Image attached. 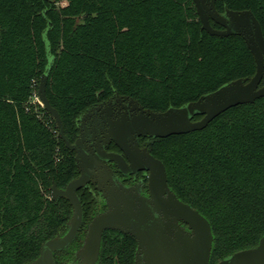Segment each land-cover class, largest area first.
Masks as SVG:
<instances>
[{
    "label": "trees",
    "instance_id": "trees-1",
    "mask_svg": "<svg viewBox=\"0 0 264 264\" xmlns=\"http://www.w3.org/2000/svg\"><path fill=\"white\" fill-rule=\"evenodd\" d=\"M224 4L251 9L264 32V0H220L218 7ZM46 39L53 55L47 95L69 134L114 94L164 111L256 72L241 35L201 29L194 0H0V264L34 259L46 239L65 231L72 212L68 200L48 194L54 181L64 186L76 175L74 157L33 101L48 63ZM151 150L164 161L171 189L210 221L212 263L258 243L264 96L203 129L159 137ZM135 248L132 235L108 230L100 261L134 264Z\"/></svg>",
    "mask_w": 264,
    "mask_h": 264
},
{
    "label": "water",
    "instance_id": "water-1",
    "mask_svg": "<svg viewBox=\"0 0 264 264\" xmlns=\"http://www.w3.org/2000/svg\"><path fill=\"white\" fill-rule=\"evenodd\" d=\"M215 2L195 0L203 29L219 36L242 35L253 53L256 72L249 78L240 77L225 82L180 106H170L164 111L148 110L112 125L108 137L122 147L132 167L150 171V196H141L122 185L105 193L109 209L92 220L84 244L76 253L81 261L75 264L96 263L102 234L107 228L119 229L136 238L135 264H264V234L256 245L238 249L212 263L214 234L210 221L197 208L177 196L169 187L164 162L147 149H141L136 138L139 135L167 137L200 130L227 109L255 102L264 96V84L261 85L264 76V32L259 19L251 9L226 8L221 13L216 9ZM211 17L224 28H214L210 23ZM46 84L47 78H43L39 97L57 120L59 135L70 145L61 115L46 95ZM199 115L201 118L195 119ZM104 156L117 161L123 171H132L125 168L129 165L121 155L106 153ZM77 160L82 169L81 175L71 180L66 188H58L56 184L52 187L55 198L65 197L72 204L73 216L69 227L64 234L47 239L41 246L39 257L28 264H56L54 252L70 244L80 228L83 207L77 190L95 174V166L83 163L87 162L85 153H79Z\"/></svg>",
    "mask_w": 264,
    "mask_h": 264
},
{
    "label": "flooded vegetation",
    "instance_id": "flooded-vegetation-1",
    "mask_svg": "<svg viewBox=\"0 0 264 264\" xmlns=\"http://www.w3.org/2000/svg\"><path fill=\"white\" fill-rule=\"evenodd\" d=\"M219 1L220 0H216L215 2L216 9L219 12L221 13L225 12L226 8L234 9V8H230L227 4H224L222 8H219L218 7ZM63 3L66 4V1H64ZM194 4L197 9L195 0H194ZM234 10H242V9H234ZM197 14H198L199 20L201 21L199 13H198V9H197ZM210 23L214 28H217V29L224 28L221 24L216 22L212 17L210 18ZM202 26L203 25L201 21V29L207 31L206 29H203ZM211 35H214V34H211ZM232 35H239V34H232ZM216 36H219V35H216ZM46 42H48L47 39H46ZM47 52H48L47 53L48 63L46 65L45 71L40 77L39 82L35 81V84L38 85V87L34 91V98H37V100L35 99L33 100L35 103H39L43 108L45 107L43 106L41 99L39 97V87H40V83L43 78H47V82H48V76H49V72L52 67V62H53V55L50 52L49 48L47 49ZM50 59H51V62H50ZM49 64L50 66L48 67ZM261 85H263L262 82H261ZM46 95H47V84H46ZM45 110L48 112V114L50 115V117L55 123L56 132H57L58 137L62 139L66 148L69 150L71 155L74 157V161H75L76 168H77L76 175L73 178H71L64 186H59L57 182L54 181L53 184L50 186V193L48 194V197L55 201H58L60 199L68 200L67 198L61 197V196L55 198L53 196L52 187L54 184H56L58 188H66L67 184L71 180L81 175L82 169L77 160V156L79 153L86 154L87 162L83 161L85 165L86 163H88L89 165L95 166L93 170L95 174L90 178V180L86 182L85 185H83L77 190L78 196L80 198V201L83 207V218H82L80 228L75 238L71 241L70 244L54 252V259H55L56 264H75L81 261L80 258H77L76 253L84 244V241H85V238H86V235H87V232H88V229H89V226L92 220L98 214L105 212L109 209V205H108V201H107V197L105 196V193H110L112 192V189L117 188L122 185L124 187L131 188L134 192H138L141 196H144V197L150 196V186H149L150 171L147 169H136L135 170L132 167L131 160L129 159L125 151L122 149V147L114 139L109 138L108 135L110 134V129L112 128V125H115L118 121H121L125 117H132L134 115H140L142 113L144 114L146 113V111L153 110V109L146 107L138 99L134 97L127 96V95H121V94H114L110 99L97 103L96 105L92 106L89 110H87L85 113H83L77 120L76 131L72 134H69L67 132L64 121L62 119L63 124H64V132H65V135L69 139L70 145H68L67 141L59 135V127L57 125V120L52 116V114L46 108ZM196 117L195 119H199ZM136 138H137L139 147L141 149L143 150L147 149L150 153H152L155 157H157L151 150V144L152 142H154L155 139L159 137H153L150 135H139ZM106 153H113L116 155H121L126 160L127 165H129L125 168L127 170H132V171H128V172L123 171L117 161L105 158L104 155ZM87 203H90V206L93 208V210H95L91 214L86 213L85 205ZM69 204L71 205L72 212L68 220L65 222L66 229L63 233H60L57 235L64 234L69 227L68 223L73 216V207L70 201H69ZM108 230H113L121 234H129V233L123 232L116 228L105 229L102 234L100 254L95 264H103V262L100 261L101 252H102L103 236H104V233ZM78 236H81L80 242L78 240H77L78 242H75ZM136 249H137V240H136V248L134 252L135 253L134 254V264H135ZM40 251H41V247H40ZM40 251H39L38 256L26 262L25 264H28L34 261L36 258H38L40 255ZM114 264H117V263H114Z\"/></svg>",
    "mask_w": 264,
    "mask_h": 264
},
{
    "label": "rangeland",
    "instance_id": "rangeland-1",
    "mask_svg": "<svg viewBox=\"0 0 264 264\" xmlns=\"http://www.w3.org/2000/svg\"><path fill=\"white\" fill-rule=\"evenodd\" d=\"M35 100H37V98H34Z\"/></svg>",
    "mask_w": 264,
    "mask_h": 264
}]
</instances>
